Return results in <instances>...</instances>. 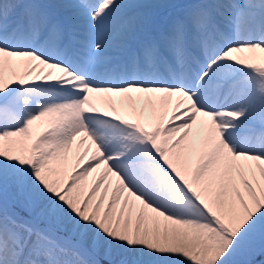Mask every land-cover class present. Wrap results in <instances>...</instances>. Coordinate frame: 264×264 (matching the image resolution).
Masks as SVG:
<instances>
[{
	"label": "snow or ice",
	"instance_id": "1",
	"mask_svg": "<svg viewBox=\"0 0 264 264\" xmlns=\"http://www.w3.org/2000/svg\"><path fill=\"white\" fill-rule=\"evenodd\" d=\"M0 264H264V0H0Z\"/></svg>",
	"mask_w": 264,
	"mask_h": 264
}]
</instances>
